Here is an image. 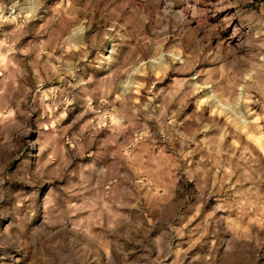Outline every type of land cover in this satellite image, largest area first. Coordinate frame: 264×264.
I'll return each mask as SVG.
<instances>
[{"label": "clouds", "instance_id": "obj_1", "mask_svg": "<svg viewBox=\"0 0 264 264\" xmlns=\"http://www.w3.org/2000/svg\"><path fill=\"white\" fill-rule=\"evenodd\" d=\"M0 264H264V0H0Z\"/></svg>", "mask_w": 264, "mask_h": 264}]
</instances>
